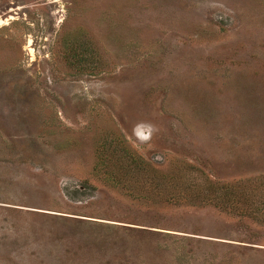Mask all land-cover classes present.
Wrapping results in <instances>:
<instances>
[{
    "label": "rangeland",
    "instance_id": "rangeland-1",
    "mask_svg": "<svg viewBox=\"0 0 264 264\" xmlns=\"http://www.w3.org/2000/svg\"><path fill=\"white\" fill-rule=\"evenodd\" d=\"M0 264H264V0H0Z\"/></svg>",
    "mask_w": 264,
    "mask_h": 264
},
{
    "label": "trees",
    "instance_id": "trees-1",
    "mask_svg": "<svg viewBox=\"0 0 264 264\" xmlns=\"http://www.w3.org/2000/svg\"><path fill=\"white\" fill-rule=\"evenodd\" d=\"M139 161V160H138Z\"/></svg>",
    "mask_w": 264,
    "mask_h": 264
}]
</instances>
